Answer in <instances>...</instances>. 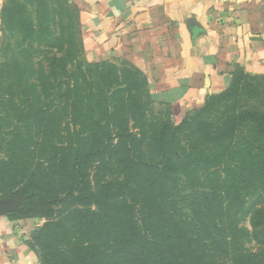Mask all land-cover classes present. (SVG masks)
Listing matches in <instances>:
<instances>
[{"label":"rangeland","instance_id":"obj_1","mask_svg":"<svg viewBox=\"0 0 264 264\" xmlns=\"http://www.w3.org/2000/svg\"><path fill=\"white\" fill-rule=\"evenodd\" d=\"M21 2L27 26H0V204L22 222L39 264H126L128 205L141 209L139 222L147 232L153 222L160 231V219L170 231L178 219L202 226L205 218L217 222L228 214L239 221L225 246L212 228L218 247L196 241L202 230L184 239L191 243L174 238V264L191 249L198 257L186 264H264V226L252 224L264 222V73L237 67L235 85L231 78L203 106L176 119L138 67L124 58L88 54L81 16L68 12L70 0ZM34 37L47 51L42 64L30 56ZM30 58L35 62L25 68ZM161 122L185 124L172 130L169 141L179 171L145 175L153 172ZM67 144L70 157L60 154ZM91 148L97 151L93 159L80 164ZM56 157L70 159L72 167L46 162ZM68 171L69 184L84 181L85 190L82 185L71 192L68 185L43 198L35 188L55 192L52 178ZM208 186L221 189L217 194L229 207L212 208L204 196Z\"/></svg>","mask_w":264,"mask_h":264},{"label":"crops","instance_id":"obj_2","mask_svg":"<svg viewBox=\"0 0 264 264\" xmlns=\"http://www.w3.org/2000/svg\"><path fill=\"white\" fill-rule=\"evenodd\" d=\"M70 1L80 8L88 54L138 67L176 119L224 89L237 67L264 73V0ZM7 211L0 204V264H39L22 222Z\"/></svg>","mask_w":264,"mask_h":264},{"label":"trees","instance_id":"obj_3","mask_svg":"<svg viewBox=\"0 0 264 264\" xmlns=\"http://www.w3.org/2000/svg\"><path fill=\"white\" fill-rule=\"evenodd\" d=\"M29 1H33V0H29ZM38 1H39V4L41 5V2L46 1V0H38ZM25 8H26V3L21 2V0H8L2 8V14H1L2 22L4 24L9 25L10 28L16 27L17 25L27 26L23 18ZM73 11H76L80 17V14H81L80 8L75 4L72 9L68 10V12L71 14H74ZM28 29H29L30 35H32V33L35 32V29L32 25L29 26ZM19 32L22 34H26V31L21 27L19 28ZM32 37L33 36H30L29 38H27V40L31 39ZM36 41H37L36 37H34L33 40L28 41V45H30L29 52H31L30 56L32 55L35 58H39V62L40 64H42V62L44 61V57H45L44 52H47V51L45 50L44 46L36 45ZM33 43H35V47L33 46ZM35 58L28 59L26 61L27 64H25L26 66L25 68H31V66L35 62ZM240 69H243V68H240ZM235 82H236V78L235 76H233L231 79L230 85H233V84L235 85ZM37 92L39 93L38 89H37ZM34 98L39 99V97L36 94ZM184 125L185 124H183V122L179 125V127H174V125L170 122L160 123V126H159L160 129L158 133L159 135H158V145H157V157L153 161V165L149 166L153 170V172H150L147 169L145 175L154 174L157 176H165L169 174H174L177 171H179L176 166L177 164L173 156V153L169 149V141H170V137L175 134V132H172V130H174L175 128L177 129L182 128ZM235 134H236L235 130H231V132L229 133V137L234 138ZM60 149H61L60 154H62L64 157L72 156L71 152L73 148L71 147L70 144L61 145ZM96 152H97L96 150H93V148H91L89 151L82 153L81 154L82 161H80V164H82L83 162L87 163L88 161L92 160ZM220 158H222V156H220ZM214 159L218 160L217 155L214 156ZM58 161L62 162L63 166L72 167V161L70 159L66 160L63 158L56 157L55 159L49 158L46 162L48 164L52 163L53 165ZM75 163L77 164V167L80 166L79 162L77 163L75 161ZM55 168L56 167H54L53 170H55ZM69 171L66 172L65 174H56V175H60V178L58 180L52 178V181L57 184L56 185L57 188L55 192L53 189H46L45 187H41V186L39 187L37 185L35 186V188L39 189L38 191L40 195H42L43 198H50L52 197L51 195L59 194L60 192H65L67 189L66 187L68 185L71 186L69 187L71 192H74L79 187L81 188L82 185H83V190H85L86 183L84 181H79V184H78L77 182L74 183V180H73L69 184L68 182V179L70 176ZM211 186H214V185L211 184ZM211 186H208V188L211 189V192L204 193L205 199L209 198L210 200L209 203H211L212 208H216L219 210H225L226 207L228 206L227 205L228 203L225 202V199H222L221 197L219 198L217 194L218 190L221 191V189L211 187ZM6 191H9V190H6ZM90 196L93 197V195H90ZM84 197L89 198V195H85ZM141 215H142V211L137 206H134V205L127 206L126 213L124 215V222H125V228L123 231V237H124L123 241L124 242H122L124 245L122 254L124 255L123 257L125 261L127 262L126 264H174L175 250L173 249V246H170V243H172L174 238L179 237L180 239H182V241L186 243H191L193 242L192 239H189V240H184V239L188 237L190 234L199 236L200 234L199 231L202 230L203 236L196 241L201 242V244L203 241L205 242L208 241V244L211 247H218L221 244V242H222V245L224 246L227 244H230L231 234L229 233L232 232L233 230H236V231L239 230L238 220L231 218V216H229L228 214H222L218 216L217 222L210 220V218H205L204 220H202V226L197 224L193 220L188 221L187 218H185V220L178 219L179 222L178 220H176L174 224H170L172 226L171 231L169 230V228H166V226H161V219L158 221L157 219H155V221L159 223L157 226H160L161 230L159 231L155 229L154 226L156 225V223L153 222L151 223V230L147 232L139 222V216ZM7 216L10 220H16V218H18L17 216L16 217L11 216L10 213H8ZM252 224L255 227L264 226V222H260V223L254 222ZM211 228L216 230V232L219 235L224 236L221 242L217 241L212 236V231L210 230ZM227 237H229V240H227ZM32 249L35 252H37L35 248L32 247ZM196 253L197 252L192 251V249L188 250L187 254L179 257V259L182 261H180V263L178 264H186L184 263L186 260H188V262H192L196 260V258L198 257ZM205 258H206L205 255H202V261Z\"/></svg>","mask_w":264,"mask_h":264}]
</instances>
